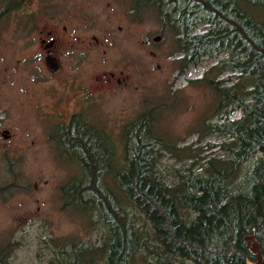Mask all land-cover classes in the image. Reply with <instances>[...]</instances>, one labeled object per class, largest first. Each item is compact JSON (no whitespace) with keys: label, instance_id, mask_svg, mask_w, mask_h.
Instances as JSON below:
<instances>
[{"label":"rangeland","instance_id":"obj_1","mask_svg":"<svg viewBox=\"0 0 264 264\" xmlns=\"http://www.w3.org/2000/svg\"><path fill=\"white\" fill-rule=\"evenodd\" d=\"M209 2L236 18L229 3ZM184 11L194 19L181 17ZM193 23L189 35L209 32L211 23L219 32L228 29L191 0H0V264H163L162 255L173 257L159 209L166 199L154 197L153 183L146 182L158 177L174 189L190 173L207 176L210 162L225 160V145L236 142L210 126H233L244 116L236 103L216 110L214 91L201 81L218 58L204 55L188 67L180 62L179 32ZM42 38L58 39L60 71L46 64ZM239 75L226 72L216 81L233 87ZM165 98L171 106L160 129L174 145L144 134L153 143L148 153L156 175L136 189L127 153L136 148L147 102ZM74 113L85 122H70ZM91 154L101 158L96 178ZM108 155L119 173L107 172ZM255 164L260 173L248 177ZM237 174L229 181L234 190L259 202L249 212L264 213V150ZM151 196L157 207L146 201ZM180 210L186 223L205 221L214 248L228 246L233 236L223 219L205 209ZM254 262L256 256L246 260Z\"/></svg>","mask_w":264,"mask_h":264},{"label":"trees","instance_id":"obj_2","mask_svg":"<svg viewBox=\"0 0 264 264\" xmlns=\"http://www.w3.org/2000/svg\"><path fill=\"white\" fill-rule=\"evenodd\" d=\"M191 1L198 3L203 11L219 15L228 25V29L225 32H222L223 30L219 32L214 27V23H211L209 32L189 35L198 21L196 24L193 23L190 29L179 32L182 35L178 39V47H181L179 51L183 54L180 62L183 67H188L190 63H198L204 55L218 58V63L211 67L206 73L205 80L201 81L207 82L214 91L213 105L216 110L225 104L236 103L242 109L244 116L239 121H234L233 126L223 124L210 126L211 131L228 138H235L236 142L225 145L224 149L228 151V157L225 160L210 162V173L207 176L198 178L190 173L174 189H168L167 186L160 184L156 181L158 177H154V182L147 180L146 183L151 185L153 183V191L156 192L153 196L162 195L167 203L165 208L161 205L159 209L163 210L168 227V233L164 237L167 239V251L172 253L173 257L162 255L161 261L163 264H247V258H253V255L245 244L246 234L255 231L264 252V213L259 214L254 210L259 202H251L249 197L235 191L229 181L237 177L239 170L252 155L264 150V0H221L231 5L236 18L226 16L222 8L221 11L212 6L209 0ZM182 15H189L191 20L194 19L192 12L184 11L181 12V17ZM163 20L166 18L163 17ZM233 36H237V39H231ZM223 53L227 54V57L220 58ZM250 69H252L253 81V85L250 86L254 87L252 90L247 89L246 83ZM226 72L241 74L235 86L224 87V81H216L218 76ZM212 73L215 77H208V74ZM242 79L243 82H241ZM240 83L243 84L240 85ZM166 99L153 103L147 102L146 110L141 117L139 116L136 148L131 151V154L126 150L128 160L130 159L129 167L133 165V171L136 173V189H140L145 183L141 180L153 172L150 168L151 157L148 153L153 143L145 142L144 134L169 147L174 145L169 134L160 129V119L171 106ZM199 125L202 124L199 123ZM242 141L245 142L244 151ZM87 157L93 162V177L96 178L101 158H92V154ZM103 159L108 167V173L117 174L122 170L116 164L115 157H113L114 162L110 155ZM129 167L124 169L127 171ZM259 169L260 166L256 164L248 166L246 170L248 177L255 173L259 174ZM153 174L156 175L154 172ZM0 189L4 190V187L0 186ZM9 190L11 191L10 188ZM80 191L83 190H76L77 196H80ZM151 198L152 196L146 198V201L152 208L157 207L158 205L153 203ZM249 205L254 207L255 215L253 216L249 212ZM180 207L197 212L205 209L223 219L233 236L231 240L229 239L228 246L221 250L214 248L210 243L212 237L205 221L201 217H196L193 222L186 223ZM202 241L209 242L211 245L204 246ZM179 257L181 260L178 259Z\"/></svg>","mask_w":264,"mask_h":264},{"label":"flooded vegetation","instance_id":"obj_3","mask_svg":"<svg viewBox=\"0 0 264 264\" xmlns=\"http://www.w3.org/2000/svg\"><path fill=\"white\" fill-rule=\"evenodd\" d=\"M64 30H67L66 26H64ZM41 42L44 45V48L46 49V55H45L46 64H48V66L52 70H55L57 72L60 71V69H62V63H61L60 57L58 56L57 50H56V46L58 44V39L54 38L48 42L45 38H42ZM110 77L113 80L116 78V75L114 73H110ZM117 81L120 83L123 80L121 78H117ZM85 93L87 94V89H85ZM81 117H82L81 115L74 113V114H71L69 116L68 120L70 122H74V121H80V123L85 122L84 118L82 119ZM259 242H260V240H259ZM247 244H248V242H247ZM260 245H261V242H260ZM248 247H249L248 249H250V246H248ZM261 249H262V245H261ZM250 253L253 256H256L255 253H253L251 251V249H250ZM262 253H263V262H262V264H263L264 263L263 249H262Z\"/></svg>","mask_w":264,"mask_h":264},{"label":"water","instance_id":"obj_4","mask_svg":"<svg viewBox=\"0 0 264 264\" xmlns=\"http://www.w3.org/2000/svg\"><path fill=\"white\" fill-rule=\"evenodd\" d=\"M160 37H156L155 40H159ZM5 137H8L7 134H5ZM245 239L248 242V246H250V249L253 253L256 255V262L251 264H262L263 262V253L261 249V245L259 240L256 238L255 234L246 235Z\"/></svg>","mask_w":264,"mask_h":264}]
</instances>
